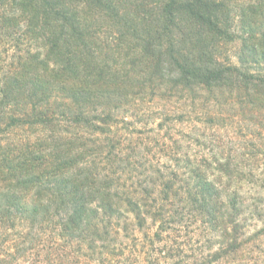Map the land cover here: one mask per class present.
I'll list each match as a JSON object with an SVG mask.
<instances>
[{
	"label": "trees",
	"instance_id": "trees-1",
	"mask_svg": "<svg viewBox=\"0 0 264 264\" xmlns=\"http://www.w3.org/2000/svg\"><path fill=\"white\" fill-rule=\"evenodd\" d=\"M262 218L264 0H0V264H236Z\"/></svg>",
	"mask_w": 264,
	"mask_h": 264
},
{
	"label": "rangeland",
	"instance_id": "rangeland-1",
	"mask_svg": "<svg viewBox=\"0 0 264 264\" xmlns=\"http://www.w3.org/2000/svg\"><path fill=\"white\" fill-rule=\"evenodd\" d=\"M222 133L224 132L222 131ZM251 193L253 192L251 191L250 194ZM262 219V221H253L252 232L254 231V229H259L264 226V218ZM253 243H260V247H253L251 244H249L243 250L241 256L238 258V261H236V264H264V236H261Z\"/></svg>",
	"mask_w": 264,
	"mask_h": 264
}]
</instances>
